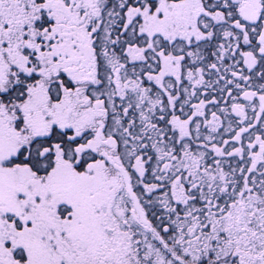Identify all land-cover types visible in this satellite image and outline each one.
Returning a JSON list of instances; mask_svg holds the SVG:
<instances>
[{
  "label": "snow or ice",
  "instance_id": "obj_1",
  "mask_svg": "<svg viewBox=\"0 0 264 264\" xmlns=\"http://www.w3.org/2000/svg\"><path fill=\"white\" fill-rule=\"evenodd\" d=\"M0 264H264V0H0Z\"/></svg>",
  "mask_w": 264,
  "mask_h": 264
}]
</instances>
